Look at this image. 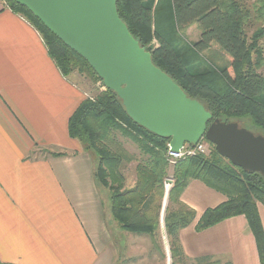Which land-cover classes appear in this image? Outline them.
<instances>
[{
    "label": "trees",
    "instance_id": "trees-1",
    "mask_svg": "<svg viewBox=\"0 0 264 264\" xmlns=\"http://www.w3.org/2000/svg\"><path fill=\"white\" fill-rule=\"evenodd\" d=\"M156 2L116 0L119 17L141 46L146 47L153 36L156 38L157 45L150 51L152 62L188 96L201 101L213 118L228 120L248 114L264 131V77L256 71L251 58L255 53L260 54V48L256 49L249 41L246 31L251 10L256 12V18L264 17V0H256L253 6L245 0H169L168 13L161 11L176 29L197 25L200 33L192 43V50L203 53L215 43L226 56L227 65L220 71L219 81L214 83L188 68L176 41L156 28L153 20L161 10ZM7 4L37 29L63 76L71 77L77 71L92 83L102 82L85 59L60 41L26 7L14 0H8ZM67 126L70 137L79 140L85 151L96 155L93 175L97 184L108 188L110 215L120 230L156 236L164 182L171 176L174 183L163 212L164 231L172 264H185L178 233L193 222L195 211L180 200V194L189 180L198 179L221 192L226 200L207 208L195 229L201 231L229 217L243 215L254 236L259 261L264 264V233L257 212L258 203L264 206V177L260 173L233 166L203 139L209 143V153L177 160L169 175L166 156L169 140L135 123L116 93L107 88L94 98L85 97L70 115ZM117 133L129 137L147 155L138 161L136 180L129 188L123 186L125 180L120 171L122 152L113 148ZM41 152L47 156L65 155L64 152ZM126 158L130 160L129 156ZM208 258H199L194 264H203Z\"/></svg>",
    "mask_w": 264,
    "mask_h": 264
},
{
    "label": "crops",
    "instance_id": "crops-1",
    "mask_svg": "<svg viewBox=\"0 0 264 264\" xmlns=\"http://www.w3.org/2000/svg\"><path fill=\"white\" fill-rule=\"evenodd\" d=\"M87 97L61 74L37 29L0 0V262L117 264L107 231L97 158L70 137L68 119ZM47 150L64 156L32 154ZM180 200L195 211L179 230L185 264H261L243 215L204 230L195 224L226 197L198 179ZM264 233V206L257 204Z\"/></svg>",
    "mask_w": 264,
    "mask_h": 264
},
{
    "label": "water",
    "instance_id": "water-1",
    "mask_svg": "<svg viewBox=\"0 0 264 264\" xmlns=\"http://www.w3.org/2000/svg\"><path fill=\"white\" fill-rule=\"evenodd\" d=\"M14 1L85 59L104 87L116 93L128 116L167 138L170 151L205 139L233 166L264 177V135L213 118L203 103L188 96L132 36L118 15L116 0Z\"/></svg>",
    "mask_w": 264,
    "mask_h": 264
},
{
    "label": "rangeland",
    "instance_id": "rangeland-1",
    "mask_svg": "<svg viewBox=\"0 0 264 264\" xmlns=\"http://www.w3.org/2000/svg\"><path fill=\"white\" fill-rule=\"evenodd\" d=\"M5 1L8 3V0ZM245 1H247L249 6H253L256 3V0ZM156 3V5H158V9H161L160 13H158L153 20L156 28H158L166 37L173 38V40L176 41V47L181 53L188 68H190L193 72L202 73L206 79H210L213 83L218 82L220 71L225 67V65H227L226 56L222 53L220 48L215 43H212L203 53H197L192 50V43L198 39L200 33L197 25L192 24L180 30L174 28L172 23H170V19L168 17L165 19L162 14V12H166L168 10L169 0H158ZM166 13H168V11ZM154 25H152V30L154 29ZM261 30L263 31L260 34ZM246 31L249 41L255 44L256 49L260 48V54L258 55V53H255L251 58L256 71L264 77V17L261 16L260 18H256V12L251 10ZM156 45V38L153 36L144 48H148L147 51L150 52ZM71 77L78 82L88 98H94L98 92L105 88L104 85H102V82L97 81L92 83L89 79H87V77L77 71H74V73L71 74ZM262 100L264 101V96ZM226 121L236 122L240 127H244L254 134L264 135V131L254 123L251 116L248 114L234 116ZM116 142L117 143L113 145V148L116 150L119 149L123 155V161L120 167V171L125 180L123 186L125 188H129L135 183V168L138 161L145 159L147 155L141 153L137 144L129 137L123 136L120 133H117L116 135ZM207 144L209 143L207 142ZM207 146L206 148L208 149ZM209 151L210 146L204 155L208 154ZM89 153L94 157L96 156L92 151H89ZM32 154H42V152L37 150ZM128 156L130 157L129 161L126 160V157ZM168 165L169 175H171L174 164L168 163ZM109 180L110 182L113 181L111 177ZM165 183H168V191L165 189ZM173 183L174 179L171 176L165 179L163 196L160 198V227L156 236L149 234H133L120 230L118 224L110 215L108 188H102L106 228L113 244H117V248H119L120 259L117 264H172L168 241L164 231L163 207L165 208L168 204V192ZM175 264L180 263L176 262Z\"/></svg>",
    "mask_w": 264,
    "mask_h": 264
},
{
    "label": "built area",
    "instance_id": "built-area-1",
    "mask_svg": "<svg viewBox=\"0 0 264 264\" xmlns=\"http://www.w3.org/2000/svg\"><path fill=\"white\" fill-rule=\"evenodd\" d=\"M207 145L208 144L203 139H200L195 144L184 143L181 146V148L178 150V152H172L170 151L169 145L167 143L166 156H167L168 162L170 164H174L179 159L195 156L197 154H204L209 149V145L208 146ZM206 146L208 147V149L206 148Z\"/></svg>",
    "mask_w": 264,
    "mask_h": 264
}]
</instances>
